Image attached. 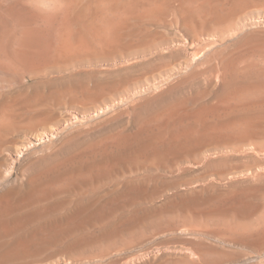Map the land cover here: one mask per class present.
<instances>
[{"label":"bare ground","instance_id":"6f19581e","mask_svg":"<svg viewBox=\"0 0 264 264\" xmlns=\"http://www.w3.org/2000/svg\"><path fill=\"white\" fill-rule=\"evenodd\" d=\"M40 2L0 0V264L75 261L72 247L84 245L88 238L106 236L101 224L97 234L87 228L92 220L103 221L100 200L109 198L104 203L118 205L119 196L161 193L162 188L126 181L122 188L108 191L107 195L113 193L110 197L97 195L99 187L91 184L132 155L142 158L134 161L136 165L155 166L170 158L167 153L199 149L209 160L210 143L216 148L212 153H225L222 148L228 147L244 151L243 147L251 145L246 151L264 154V137H259L264 134V84L248 80L249 75L264 76V62L248 58L264 57V26L253 28L264 23L256 20L264 16V0H60L53 10L39 7ZM178 47L186 51L183 60L157 63L168 53L172 57ZM146 62L155 63V69L138 78L66 81L90 70L110 74ZM204 73L212 74L206 78L209 83L219 84L212 99H206V89L188 97L172 96L200 81ZM52 80L63 83L53 87ZM170 96L174 99L161 104ZM123 100L131 101L114 119L130 116L133 129L125 126L94 139L87 137L99 132L101 125L84 124L88 126L84 128L82 119ZM67 106L74 109V117L81 116L78 126L61 139L63 146L71 148L69 154L55 158L58 151L49 140L47 148L52 152L33 157L38 162L51 160L30 175L15 177V156L34 141L57 134L64 116L54 109ZM15 132L25 137L14 138ZM6 170L15 173L5 174ZM73 187L80 190L71 198ZM202 188L182 187L172 192L163 209L180 203L176 209L183 212L186 201L199 207V203L217 200L227 203L221 210L229 211L234 209L229 202L242 207L250 195L215 191L211 185ZM219 207L202 208L203 213L197 208L191 214L211 215ZM239 209L234 210L239 214ZM201 245L197 250L207 246Z\"/></svg>","mask_w":264,"mask_h":264},{"label":"rangeland","instance_id":"374dc122","mask_svg":"<svg viewBox=\"0 0 264 264\" xmlns=\"http://www.w3.org/2000/svg\"><path fill=\"white\" fill-rule=\"evenodd\" d=\"M263 17L264 16H260L256 20L264 22ZM262 26H264V23H260L253 28H261ZM180 48H175L178 51L174 49L172 57H169L170 53H168L165 57L158 59L157 63H161L162 65L168 64V62L172 63L183 60L180 58H185L184 56L186 55V51ZM252 57L260 63L264 62L263 56H251V58H248L252 59ZM175 58L176 61H174ZM101 64L102 62L98 64L99 67H102ZM153 65L150 63L148 64V62L145 64H136L129 67L127 70H118L110 74H100L93 71L97 74L94 73V75H91L93 72L90 70L89 72L81 73L79 75L76 74L74 77L70 76L71 78L66 79V81L81 78L93 81H97L99 78V80H111L117 78L118 76V78L121 76H127L128 78H136L137 76L138 78L139 75L142 76L146 72H148L147 74H151L152 72L150 70L154 67ZM86 68L92 69L93 67ZM205 74L206 73L201 76L202 78L200 81L178 89L180 91L177 90L178 92L176 91L177 93L172 96L174 98L183 96L188 97V95L192 96L197 91L206 89V93H208L206 99H210V97L212 99L215 96V91L216 93L218 92L217 88H219V84L209 83L206 78H209L212 74L210 73V76L209 73ZM260 77L261 78L259 79L249 75L248 80L251 78V82L255 81L258 84L260 83L263 85L264 76L262 75ZM133 81L134 80L130 82L133 83ZM61 83L63 82L60 80H52L50 82L53 87H59L62 85ZM98 92L100 93V91ZM173 97L170 96L164 98L161 101V104H165L166 102L168 103L174 99ZM123 101H118L117 104L115 103V105H112L113 107L104 111L96 113L91 111L92 113H90L93 116L91 115L90 118L85 117L82 119L81 125L84 128H88V126L98 127L99 124L101 125L99 132H95L96 135H88L87 137L90 136L89 138L94 139L97 135H106L111 130H117L118 128L122 129V127L125 126L127 127V130H132L134 124L130 116L122 114L118 119H114L118 113L126 109L131 100ZM192 105L193 103L190 101L187 102L188 107H191ZM54 110L62 112V115L66 117L62 118V120H64L62 121L64 122L63 126H61L62 129H59L57 134L45 138L41 142L34 141L35 143L33 145H29L30 148H24V150L14 158V169L16 170V173L15 170H6L5 174L15 173V177L18 176L17 178L21 179L23 176L25 177L36 172L40 166L43 167L51 159L45 158L41 160V162H38L34 161V157L50 153L52 152V148L54 151H58V153H55V158L57 159H61L63 156L69 154L68 151H71V148L68 145L67 147L65 145L63 146L61 139L63 135L68 132V130L78 126L77 122L81 121L79 120L81 119V116L76 114L77 118L74 117V109L68 108V106L61 107V111H59V107ZM106 120L111 121L107 122ZM84 124L89 125L84 126ZM10 136L12 137V134ZM13 136L14 138H23L25 137V133L15 132ZM259 137H264V134H259ZM49 140H52L54 147L47 148L48 144H50ZM81 140L82 138L78 141L81 142ZM80 142H78V144H81ZM210 144V149L206 151L209 160H206L205 157H203L205 153H200L199 149H192L175 154L167 153L166 155L170 156V158H166V162L164 161L163 164H155V166L154 164H151L150 166L144 162L141 163V165H136L134 164V161L137 159L138 161H141L142 158H140V155L138 158V155H132L131 157L126 158L123 163L121 162L118 164L117 167H115L111 173L100 182L92 183L91 185L93 187H99L96 190V192H98V196L104 195L108 197L113 194L110 193L107 195L108 191H111V189L115 187L119 189L122 188L123 183L126 181H129L130 183L132 182L131 184L133 186H155L164 190H161L163 193L155 192L156 194L154 193L148 197H143L141 195L138 196L136 194L133 195V193L132 196H119L117 199L118 205L104 203L108 201L109 198H106V200L105 198L100 200L104 208V210H102L104 213L101 215L103 221H100L98 224V221L92 220L89 222L90 224L87 225V228H89L94 234H97L99 233L98 226L101 224L103 225L102 233L104 232L106 236L97 239L93 237L88 238L84 245H77V247H74L75 249L72 247L71 254L75 257L76 262L70 261L66 258L64 263L62 262L60 264H217L218 262V264H264V154L259 153L257 155L246 151L250 149L251 145L243 147L245 149L244 151L228 147L227 149L222 148L225 153H212L216 152V148L212 147V143ZM33 155L35 156L33 157ZM172 156L173 158H171ZM168 159L171 160V162L167 161ZM10 163L13 162L11 161ZM11 165L12 164H10V166ZM13 177L14 175L12 176V179L15 180V177ZM208 185H211L215 191H222L228 194L240 193L242 191L249 193V197L247 196L248 198L245 200L247 204L242 207L238 206L239 203H228L230 208H240V215L233 208L232 210L228 209L229 211L221 210V206H226L227 203L221 204L223 202L218 203L217 200L213 201L214 203H199V207H191L192 203L186 201V204L184 202V205L182 206L184 208L183 212L188 211V213L186 212L185 214L178 209L179 206L177 204L181 207L182 204L180 203L174 204V208L172 204L167 206L168 208H166V210L163 209V204L165 203L167 196H169L172 192L179 190L182 187H195L196 190H201L200 188H206ZM248 187L249 191H247ZM79 188L86 190L87 187L81 186ZM79 188H71L72 191L69 192L71 198L75 197L74 193L76 191L78 192V190H80ZM88 194H92V192H88ZM176 205L178 206L177 209ZM195 205H197V203H195ZM213 205L220 206V210L218 212L216 211L218 214L215 212L211 215H200L199 211L198 214L195 215L197 218H194V215V217L192 216L193 210L195 211L198 208L203 213V211H205L203 210L204 208L207 210ZM186 207L189 208L190 211ZM193 243L199 245L202 243L201 247L205 245L207 246L206 248L202 247L197 250V247L199 248L200 246L198 245L196 247ZM203 243L205 244L203 245ZM176 258L177 261H175ZM152 259L154 263H152Z\"/></svg>","mask_w":264,"mask_h":264},{"label":"snow or ice","instance_id":"6c2138e0","mask_svg":"<svg viewBox=\"0 0 264 264\" xmlns=\"http://www.w3.org/2000/svg\"><path fill=\"white\" fill-rule=\"evenodd\" d=\"M60 5V0H41L39 7L46 10H53Z\"/></svg>","mask_w":264,"mask_h":264}]
</instances>
